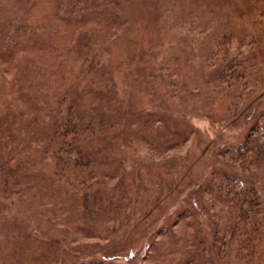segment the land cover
I'll return each instance as SVG.
<instances>
[{
  "label": "rangeland",
  "instance_id": "374dc122",
  "mask_svg": "<svg viewBox=\"0 0 264 264\" xmlns=\"http://www.w3.org/2000/svg\"><path fill=\"white\" fill-rule=\"evenodd\" d=\"M121 6L114 8L120 21L95 29L89 49L99 68L110 73L111 84L99 76L88 80L80 75L65 93L66 100L78 99L81 112L101 115L94 148L100 161L121 172L120 181L99 178L102 208L94 206L98 216L86 221L85 234L75 232L76 211L63 203L64 191H72L73 184L54 175L44 149L45 133L58 117L55 96L64 89L57 73L68 71L67 60L57 69L56 54L46 49L56 47V21L41 0L30 11L28 26L11 35L25 7L20 0H0V42L17 39L40 49L17 51L16 70L0 55V157L30 176L33 187L6 208L0 223L5 218L20 223L17 249L26 246L25 236L34 248L57 249L60 264L92 259L140 264L154 232L181 211H193L198 218L184 214L183 224L190 220L201 231L209 228L205 214L198 212L211 209L204 189L225 164L220 153L243 139L264 108L263 0H126ZM14 16L16 22H9ZM220 37L225 44H218ZM228 48L245 52L241 69L248 88L239 95L223 94L213 81L208 83L220 68L219 56L212 59L210 52ZM257 179L264 196L263 168ZM37 186L49 187L52 204L43 207ZM70 221H76L74 228ZM170 247L177 248L174 243ZM173 257L182 261L175 254L145 263L176 264L170 261ZM0 264L10 263L1 258Z\"/></svg>",
  "mask_w": 264,
  "mask_h": 264
},
{
  "label": "trees",
  "instance_id": "16d2710c",
  "mask_svg": "<svg viewBox=\"0 0 264 264\" xmlns=\"http://www.w3.org/2000/svg\"><path fill=\"white\" fill-rule=\"evenodd\" d=\"M40 1L20 0V5L25 7L24 16L19 19L20 24L11 35H15L19 28L28 26L32 16L30 11ZM45 1L51 8L50 15L56 21V34H59L56 35V47L47 46L46 49L56 54L57 69L62 68L63 62L67 60L68 71L57 73L59 85L64 89L59 96H55L57 106L54 110L58 112V117L52 126L50 122L47 125H50V128L45 133L47 145H44V149L47 148L54 175L65 176L73 184L70 188L72 191L62 192L64 205L71 208L72 213L76 211V220L79 221L77 230H72L86 234V221H94L98 216L94 206L102 208L100 203L104 190L99 178L102 175L108 179L119 177L120 181L121 172L118 166L100 161L99 151L94 148L93 140L103 121L101 115L91 111L81 112L78 99L71 97L66 100L65 93L74 85L72 78L74 80L80 75L86 76L88 80L99 76L105 83L111 84L110 73L99 68V62L93 59L89 49L95 29H101L103 26L110 28V24L120 21L121 15L114 8L121 6L126 0ZM17 18L14 16L9 22H16ZM220 39L218 44L226 43L223 37ZM0 44V55L11 70L17 68V51L32 53L33 49L36 52L40 50L34 43H22L17 39H12L7 45H3L2 41ZM61 56L66 57L61 59ZM210 56L212 59L219 56L220 68L212 72L208 83L213 81L215 88H219L223 94L231 92L239 95L248 88V79L246 80L241 69L245 57L242 49H236V53L229 52V48L228 51L222 49L221 53L210 52ZM31 140L32 136H29V146ZM220 155L225 164L217 169V178L204 189V192L209 193L211 209L209 213L198 212L205 214L209 228L201 231L190 220L183 224L184 214L185 218L193 216L196 219L197 213L181 211L170 225L161 226L154 232L140 264H146L145 261L156 262L161 256L167 259L175 254H178L182 261L176 262V257H173L170 258L171 263L264 264V196L257 183V174L264 169V108L255 116L243 139L223 149ZM31 179L30 176L21 174L19 167L10 163L7 158L0 157L1 217H6L5 212L9 205L18 202L33 188ZM48 179L52 184L53 179ZM36 190L41 192L43 207L52 204V192L49 187L37 186ZM103 210L107 212L106 216L110 214L109 206L106 205ZM5 219L0 223V259L5 258L10 264H23V260L29 257L30 264H60L61 256L57 249L49 252L39 246L34 248V241L26 240L25 236L22 240L26 246L22 250L17 249L21 225L16 220ZM75 222L70 221L69 227L74 228ZM170 243H174L177 248L173 250ZM79 264L101 263L92 259L87 262L82 260Z\"/></svg>",
  "mask_w": 264,
  "mask_h": 264
}]
</instances>
